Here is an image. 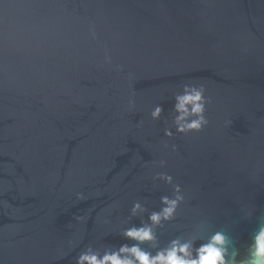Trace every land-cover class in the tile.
I'll use <instances>...</instances> for the list:
<instances>
[{"label": "water", "instance_id": "95a60500", "mask_svg": "<svg viewBox=\"0 0 264 264\" xmlns=\"http://www.w3.org/2000/svg\"><path fill=\"white\" fill-rule=\"evenodd\" d=\"M186 87L207 123L179 131ZM178 195L161 247L219 232L229 261L255 259L264 0H0V264L131 246L124 231Z\"/></svg>", "mask_w": 264, "mask_h": 264}, {"label": "clouds", "instance_id": "9594fccd", "mask_svg": "<svg viewBox=\"0 0 264 264\" xmlns=\"http://www.w3.org/2000/svg\"><path fill=\"white\" fill-rule=\"evenodd\" d=\"M175 123L179 131L200 129L207 120L204 116L205 98L203 89L186 87L184 94L175 97ZM163 109L157 106L152 113L153 118H159ZM195 116L197 119L188 122V118ZM171 135V132L168 133ZM171 179L170 177L168 178ZM179 191V190H178ZM167 206L159 212H152L149 219L151 223H143L140 227H130L124 231V235L137 243L129 246L124 244L118 249H106L103 252L89 248L82 253L79 264H234L227 259L229 255L228 237L223 233H215L207 238V241L196 246V241L203 237L197 234L187 238L178 237L171 240L167 246L161 247L157 235V227L162 221L171 220L174 217L179 201L163 197ZM146 209L136 203L132 209L135 216ZM147 243L151 249L142 247ZM255 259L245 261L244 264H264V227L255 236V247L251 252Z\"/></svg>", "mask_w": 264, "mask_h": 264}]
</instances>
